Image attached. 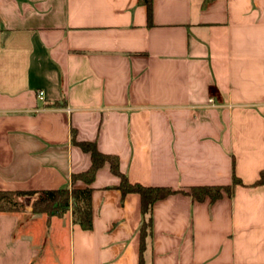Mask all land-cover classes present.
<instances>
[{
    "label": "crops",
    "instance_id": "0c3cea01",
    "mask_svg": "<svg viewBox=\"0 0 264 264\" xmlns=\"http://www.w3.org/2000/svg\"><path fill=\"white\" fill-rule=\"evenodd\" d=\"M77 142L132 184L244 186L156 202L142 247L107 163L89 230L32 198L0 211V264H264V0H152L151 21L140 0H0V191L86 189Z\"/></svg>",
    "mask_w": 264,
    "mask_h": 264
},
{
    "label": "trees",
    "instance_id": "16d2710c",
    "mask_svg": "<svg viewBox=\"0 0 264 264\" xmlns=\"http://www.w3.org/2000/svg\"><path fill=\"white\" fill-rule=\"evenodd\" d=\"M140 2L147 6L149 21L152 18V0H140ZM85 152L91 154L92 165L90 169L84 173L73 175V184L80 180L87 184L86 189H76L67 187L58 190H48L37 195L35 192H6L0 191V211L13 212L21 209L23 199L32 198L31 210L33 214H44L49 219L53 217L65 216L73 207L74 222L80 224L84 229L92 228V209L91 198L92 188L91 184L94 182L96 174L100 168L109 163L111 171L121 178L119 189L124 195L138 194L141 197V208L143 215V223L141 227L142 247L144 246L145 238L150 234L152 228V208L154 204L160 200L167 198L176 193H184L197 201H205L210 199L215 202L223 197L224 194L231 196L235 188L244 186L242 181L234 176L231 186H201L193 187L189 191H174L170 188L161 187H145L140 184H132L128 178L119 170V160L116 156L105 155L98 151L93 143L81 142L76 143ZM264 184V172L261 173L259 180L254 184L255 186Z\"/></svg>",
    "mask_w": 264,
    "mask_h": 264
},
{
    "label": "built area",
    "instance_id": "2783aa9c",
    "mask_svg": "<svg viewBox=\"0 0 264 264\" xmlns=\"http://www.w3.org/2000/svg\"><path fill=\"white\" fill-rule=\"evenodd\" d=\"M38 98L40 99V101H44L45 97H44V93L42 91L39 92ZM211 102H213V100H211Z\"/></svg>",
    "mask_w": 264,
    "mask_h": 264
},
{
    "label": "rangeland",
    "instance_id": "374dc122",
    "mask_svg": "<svg viewBox=\"0 0 264 264\" xmlns=\"http://www.w3.org/2000/svg\"><path fill=\"white\" fill-rule=\"evenodd\" d=\"M28 201H30V204L32 203V201H33V199H30V200H28ZM26 204V202H24L23 204H21L20 206H21V208L24 206Z\"/></svg>",
    "mask_w": 264,
    "mask_h": 264
}]
</instances>
